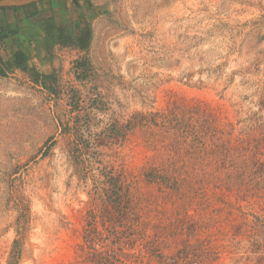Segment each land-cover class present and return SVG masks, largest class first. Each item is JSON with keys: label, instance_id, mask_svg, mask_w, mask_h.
Returning a JSON list of instances; mask_svg holds the SVG:
<instances>
[{"label": "rangeland", "instance_id": "374dc122", "mask_svg": "<svg viewBox=\"0 0 264 264\" xmlns=\"http://www.w3.org/2000/svg\"><path fill=\"white\" fill-rule=\"evenodd\" d=\"M16 14L28 34L0 56L28 60L0 77V264H264V0ZM44 21L72 42H42Z\"/></svg>", "mask_w": 264, "mask_h": 264}, {"label": "trees", "instance_id": "16d2710c", "mask_svg": "<svg viewBox=\"0 0 264 264\" xmlns=\"http://www.w3.org/2000/svg\"><path fill=\"white\" fill-rule=\"evenodd\" d=\"M73 3H76V0H72ZM32 6L20 8V9H0V14L5 17L6 12L11 11L13 13V18L15 21L18 22L15 28H10L9 24H4L0 26V40L4 41L5 39H8L12 42V44H15L18 40V38H23L27 36V26L25 25H19L22 22H24L26 25L27 20H29V17H34L37 15V12L30 14L29 16L24 13L22 17H27L26 21L21 20L20 17L17 16V11L25 12V10L30 9ZM34 23L38 21H32ZM40 23V22H39ZM43 25H41V30L44 33L43 38L41 39L42 42L45 43L46 40H52L56 44H62V45H69L72 42V38L68 35H65L60 27L55 28L52 27V23L48 21L42 22ZM77 46L81 49H85L89 42V33L88 32H82L79 37H77ZM21 46V45H20ZM18 46L16 51L13 52L11 58L3 59L0 56V77H6L9 71H12L13 69H23L25 67V64L28 60V53L26 49L21 48Z\"/></svg>", "mask_w": 264, "mask_h": 264}, {"label": "water", "instance_id": "95a60500", "mask_svg": "<svg viewBox=\"0 0 264 264\" xmlns=\"http://www.w3.org/2000/svg\"><path fill=\"white\" fill-rule=\"evenodd\" d=\"M47 0H0V9H20Z\"/></svg>", "mask_w": 264, "mask_h": 264}]
</instances>
